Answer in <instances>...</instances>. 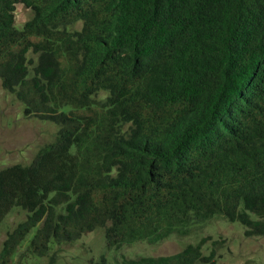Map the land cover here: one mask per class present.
<instances>
[{
  "label": "trees",
  "instance_id": "1",
  "mask_svg": "<svg viewBox=\"0 0 264 264\" xmlns=\"http://www.w3.org/2000/svg\"><path fill=\"white\" fill-rule=\"evenodd\" d=\"M0 79L58 126L0 168V223L25 212L0 264L99 228L115 251L218 217L264 237V0H0ZM210 238L114 263L216 264Z\"/></svg>",
  "mask_w": 264,
  "mask_h": 264
},
{
  "label": "rangeland",
  "instance_id": "2",
  "mask_svg": "<svg viewBox=\"0 0 264 264\" xmlns=\"http://www.w3.org/2000/svg\"><path fill=\"white\" fill-rule=\"evenodd\" d=\"M32 12L23 4L15 7V26L22 25L31 18ZM58 126L47 120L24 115V105L14 94L4 90L0 79V168L14 163L28 164L38 149L54 140ZM25 219V212L14 209L0 223V250L8 231ZM34 229L26 236L25 245ZM209 235L211 238L203 247L207 254L211 242L216 245V264H264V237H246L243 226L223 218H213L197 234L176 237L171 236L159 243L135 242L123 250L107 249L104 245L101 228L84 234L71 242H53L49 251L42 256L27 254L19 263L13 264H95L101 257L105 264H115L121 255L136 257L139 255H169L180 251L187 243H196Z\"/></svg>",
  "mask_w": 264,
  "mask_h": 264
}]
</instances>
